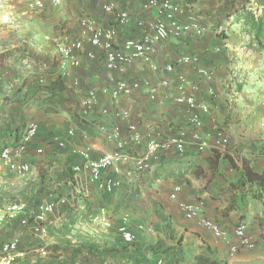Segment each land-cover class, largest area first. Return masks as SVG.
Masks as SVG:
<instances>
[{"label":"crops","instance_id":"obj_1","mask_svg":"<svg viewBox=\"0 0 264 264\" xmlns=\"http://www.w3.org/2000/svg\"><path fill=\"white\" fill-rule=\"evenodd\" d=\"M147 1H115V13L126 11L134 19L152 20V14L142 9ZM171 1L181 5L184 10L180 16L181 22L186 23L191 16L197 25L205 29V33L202 36L192 34L186 38L163 41L157 45L154 59L158 65H164L179 55H194L199 58L200 67L213 71L214 78L211 83H207L196 74L192 66L178 68V71L199 86L196 99L209 105L210 118L216 120L223 130L228 145L222 153L197 154L189 149L184 158L162 157L155 166L152 178L146 180L147 184H144L142 190L141 187L136 190L124 188L114 195L98 192L88 183L84 173L76 179L72 177L70 167L77 160L68 153L69 146H91L94 157L109 148L93 126L79 120L80 92L71 86V78L58 80L60 64L56 46L78 38L80 21L84 18L97 26H115V13H104L101 5L94 0H64L60 7H54L50 0H44L43 7L33 11L18 0L16 5L10 7L11 16L6 35L12 36L15 44L9 41L0 44V84L8 85L6 90L0 88V120L9 109L23 122L26 116L29 119L34 116L26 125L36 122L40 125L39 129L47 134L55 133L59 138H64L69 129H76L67 148L59 149L64 152L62 156H66L67 162L64 163V160L58 163L62 180L59 184L64 186L62 196L44 194L37 204L31 206L34 208L42 202L57 198L68 201L57 206L47 216L48 256L45 259L57 256L67 262L71 246L89 241L82 236H70L67 217H90L103 208L110 227L94 235L96 240H91L100 248L112 251L104 257L103 264H156L158 259H162L164 264H222L228 258V245L223 241H215L212 233L204 229L198 220L185 219L176 203L169 201V192L178 184L182 187L179 200L187 203L202 202V217L215 222L230 240L234 228L243 221L249 224L251 232L261 235L263 243L259 249L235 255L232 264H264V198L254 197L255 193H261L262 190L257 185H241L244 164L257 174L264 172V57L252 53L246 44L240 43L239 37L234 39L231 36L235 35V29L245 24L243 10H249L248 0ZM262 13L261 9L257 10L258 15ZM139 33L134 27L119 28L118 40L136 37ZM242 50L247 52L244 61L239 59ZM39 51L47 55L43 56L44 61L41 63L35 61V58H39ZM6 52H9L7 57L3 55ZM80 61L81 67L69 68V72L81 81L82 89L105 83L106 73L102 63L89 62L84 56L80 57ZM243 62L245 65H242ZM18 63L25 65L20 72L16 70L20 66ZM7 68H13L11 75ZM131 72L136 76H150L148 72L141 73L137 67L131 68ZM40 79L46 86H54L56 83L54 91H36ZM120 105L130 109L134 116H139L147 128L157 127L166 132L170 125L176 129L187 127L182 108L161 96L152 102L147 96L135 93L121 100ZM210 125L205 122L204 131L211 133ZM81 132L88 133L89 139L83 140ZM242 145L250 149L243 154L244 159L242 156L238 158L241 155L238 148ZM29 154L34 155L30 148L25 157ZM87 188L88 196L83 203L81 194ZM146 196L152 197L153 204L146 202ZM108 199L110 203H107ZM127 199L133 201L128 209L124 208ZM147 207L154 209L153 217L148 220L141 213ZM127 213L131 217L130 228L138 236L130 245L117 232L122 216ZM139 225L150 226L152 231L137 232ZM54 227L57 229L53 230ZM22 228L25 231L18 233ZM14 237L21 239V255L16 264H34L45 260L34 251L39 236L29 227H21L18 222H12L0 230L2 241ZM87 258L90 262L93 260L92 257Z\"/></svg>","mask_w":264,"mask_h":264},{"label":"built area","instance_id":"obj_2","mask_svg":"<svg viewBox=\"0 0 264 264\" xmlns=\"http://www.w3.org/2000/svg\"><path fill=\"white\" fill-rule=\"evenodd\" d=\"M50 1L52 6L60 7L64 0ZM94 1L101 5L104 13L114 14L115 1L119 0ZM43 2L44 0H22L30 11L42 8ZM248 3L249 10L254 11L257 8L253 0H248ZM142 9L152 14V20L134 19L128 12L118 11L114 14L115 26L101 27L84 18L80 21L79 37L56 46L60 64L59 76L71 78V86L80 92L79 120L93 126L99 138L109 148L100 156L94 157L91 146H69L68 153L77 160L70 167L72 177L76 179L84 173L88 183L106 195H114L124 188L136 190L141 187L142 190L144 184H147L146 180L152 178L155 166L162 157L184 158L189 149L197 154L222 153L228 145L225 133L216 120L210 118L209 105L196 99L199 86L178 71V68L192 66L196 74L207 83L212 82L213 71L200 67L199 58L194 55H179L164 65H158L154 59L157 45L163 41L186 38L192 34L202 36L205 29L197 25L191 16L186 23L181 22L180 16L184 10L181 5L171 0H148ZM131 27L138 29L140 33L136 37L119 41L118 29ZM81 56L89 62L102 63V69L106 73L104 84L82 89L81 81L71 76L69 68L79 69L82 65ZM134 67L139 68L141 73L148 72L150 76L133 75L131 68ZM130 75L132 77L128 78ZM39 83H43V80L40 79ZM135 93L147 96L152 102L159 96L172 101L182 108L187 127L176 129L170 125L166 132L158 130L157 127H145L139 116H134L130 109L120 105L121 100ZM205 122L211 124V133L204 131ZM38 131V124L30 122L11 144L0 150V162L9 173L16 177L31 173V163L25 156ZM75 134L76 129L71 128L64 138L56 139L57 148H67L69 139ZM80 136L83 140L89 139L86 132H81ZM41 152V148L34 150L35 154ZM88 192V188L83 190L81 198H86ZM181 192V185H174L168 194L169 201L176 203L185 219L198 220L204 229L212 233L215 241H223L228 245V258L222 264H232V258L241 252L259 249L263 243L261 235L251 232L247 222H240L234 228L230 240L215 222L202 217V202L181 201ZM67 202L65 198H57L42 202L34 208L25 202L9 204L0 214V230L4 223L18 222L21 227H29L43 240L46 229L42 223L57 206ZM88 219L89 224L94 227L92 237L110 227L103 208ZM121 220L117 232L126 244H133L138 236L130 228L129 216L124 214ZM142 231L151 232L152 228L139 225L137 232ZM20 240L18 237L7 241L0 240V264H16L21 255ZM34 251L41 259L48 256L46 245L36 247ZM156 264L164 262L158 259Z\"/></svg>","mask_w":264,"mask_h":264},{"label":"rangeland","instance_id":"obj_3","mask_svg":"<svg viewBox=\"0 0 264 264\" xmlns=\"http://www.w3.org/2000/svg\"><path fill=\"white\" fill-rule=\"evenodd\" d=\"M17 2L18 0H0V28L2 31V34H0V44L5 43V41L6 42L9 41L12 44H15L14 38L12 36L6 35L7 34L6 29L9 28L8 22H9V17L11 16L10 7L12 5H16ZM20 2L22 3V0H20ZM233 34L235 35H231L232 38L236 39L237 37H239L240 43L246 44V48L249 49L252 53H255V55L258 54L260 55V57H264V36H262L260 39L255 38V30L252 27V24H242L239 28L233 31ZM8 53L9 52H6L3 55L7 57ZM37 53L40 55L39 58H35V61L41 63L42 61H44L43 56L45 54L42 51H39ZM246 53L247 52H245V50L244 51L242 50L241 57L239 59H243ZM242 61H244V59ZM242 65H245V62H243ZM18 66L19 69L17 68L16 70L20 72L23 70L25 65L18 63ZM2 67L5 68V66ZM7 72L9 73V75H11V73H13V68L11 69L7 68ZM6 86L4 83H2V86L0 87L1 89L3 88L6 90L7 89ZM33 117L34 116H31V119H33ZM31 119H29V117L26 116L23 122V120L19 116L12 114L11 111L7 109L6 115L3 116L0 120V127H1L0 150L7 144H10V141L14 138L15 135L21 134L25 129L26 123L29 122ZM38 126L40 127V125ZM39 131L40 133L34 139L33 144L29 148L33 151L38 148H41L42 152L40 154L34 153V155L29 154L27 156L32 167L31 173H29L28 176L26 175L24 177H16L13 174L9 173L6 170V168L3 166V164L0 162V214L2 213L4 208L7 207L9 204L25 202L31 207L32 205L37 204V202L40 201V198H42V195L44 194L47 195L50 193L53 196L55 195L56 197L62 196L63 194L64 186L63 184H59L62 180L60 178L61 171L59 169L58 163L60 161L64 162V160H65L64 163L67 162H66V156L65 157L62 156L64 152L59 151L56 145V139H58L60 136L52 132L47 134L46 132H44L43 129H39ZM238 149L240 150L239 154H241L238 156V158L242 156L243 159H244L243 154L247 153V151L250 150L249 147L247 148L244 147L243 145ZM68 169L69 167L67 168V170ZM151 196H146V202L153 204L154 200L152 199ZM84 199H85L84 197L81 199L83 203L86 202ZM107 203H110V199L107 200ZM132 203H133L132 199H127V202L125 204L126 207L124 208L126 209L130 208L129 206L132 205ZM152 207L151 209L147 207L146 210L141 212L144 218L147 220L153 217L152 211L154 209ZM127 215L129 216L128 213ZM88 218L89 217L84 215L81 217H77L76 219L69 217L66 218L67 226H69L70 228L69 227L68 228L71 230L70 233L71 237L82 236L84 237L83 239H86V241L89 240V242H91V240H96V237L95 239H92L91 237L92 234L94 233L93 232L94 227H92L89 224ZM129 219H131L130 216ZM46 223H47L46 221L42 223V226L46 229V236L43 239L44 242L41 241L40 238L37 239L38 240V242L36 241L37 247L46 245V241H47L46 240L47 227L45 226ZM9 224H10L9 222L4 223L2 229L7 227ZM56 225H58V223H56ZM55 229H57V227H54L53 230ZM24 231L25 230L22 228L18 233H23Z\"/></svg>","mask_w":264,"mask_h":264},{"label":"trees","instance_id":"obj_4","mask_svg":"<svg viewBox=\"0 0 264 264\" xmlns=\"http://www.w3.org/2000/svg\"><path fill=\"white\" fill-rule=\"evenodd\" d=\"M253 2L257 5L256 11L243 10V21L245 24H252V27L255 30V38L260 39L264 36V0H253ZM258 9L262 10L263 13L261 15L257 14ZM60 79H62L61 76L58 77V80ZM56 85L57 84L55 83L54 86L56 87ZM0 86H2V83ZM54 86H46L43 83L38 82L36 91L39 90L41 92L52 93L54 91ZM241 185H248L247 187L257 185L262 192L255 193L254 197L257 196L258 198H264V172L257 174L244 164ZM111 252V250L102 249L96 244L88 241L76 246H71L69 260L67 262H65V259H59L55 256L49 259L36 261L34 264H103L104 257ZM87 257H92L93 260L90 262Z\"/></svg>","mask_w":264,"mask_h":264}]
</instances>
